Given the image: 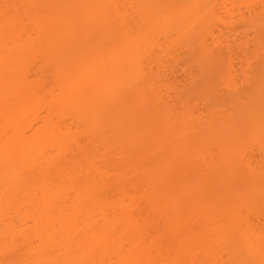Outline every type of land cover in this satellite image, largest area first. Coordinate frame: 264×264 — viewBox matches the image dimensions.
I'll return each instance as SVG.
<instances>
[{"label":"bare ground","instance_id":"1","mask_svg":"<svg viewBox=\"0 0 264 264\" xmlns=\"http://www.w3.org/2000/svg\"><path fill=\"white\" fill-rule=\"evenodd\" d=\"M251 2L249 14L264 17V0ZM238 11L225 0H0V264H264V167L246 156L252 144L264 154V77L240 92L231 41L214 37L217 25L245 18ZM184 49L212 83L201 96L211 120L184 106L174 122L171 84L154 83L153 66L175 72ZM36 66L58 94L41 95ZM216 80L236 114L219 105ZM33 110L43 126L28 137ZM16 125L24 130L10 138ZM70 142L73 158L83 154L77 175L55 164ZM35 173L41 185L22 195Z\"/></svg>","mask_w":264,"mask_h":264},{"label":"rangeland","instance_id":"2","mask_svg":"<svg viewBox=\"0 0 264 264\" xmlns=\"http://www.w3.org/2000/svg\"><path fill=\"white\" fill-rule=\"evenodd\" d=\"M225 1H227V4L229 5V9H231L232 8V6H233V8L235 7L236 8V11H240L241 9H242V11H243V13L246 15L245 16V18L244 19H240V18H235L233 21H230V20H225V16H224V20L226 21V23H229L230 25L229 26H227V27H224V26H222V25H217L216 27H214V37L218 40V39H222V41L223 40H225V39H229L231 42V46H232V48H231V52L230 53H232L233 51V53L234 54H236V55H234L233 53L231 54V55H233L234 56V60L235 61H233L235 64H231L232 66H229L228 64L230 63V62H228V67L230 68L231 67V69H234V71L235 72H233L236 76H237V83H238V86H239V91L240 92H248L250 89H251V87L255 84V83H257V82H259L261 79H262V77H264V72H263V67H262V63H261V61H260V63H259V61L257 60V56L256 55H258L259 53H258V48H261L260 47V45H261V42L264 40V34L263 33H261L260 31H262L263 30V28L261 29H259L258 30V28L259 27H264V26H261L263 23V21H264V17L263 16H261V15H254V16H251L250 14H249V12H248V6H249V3H254V2H251V1H253V0H225ZM220 3H217V5H215V7H217V10L218 11H220L219 13H221L222 12V14H220V16H223V15H225V11L224 10H220V9H223V6H224V4H223V2L222 1H219ZM222 2V3H221ZM248 3V4H247ZM248 5V6H247ZM247 6V7H246ZM251 6V5H250ZM237 8H238V10H237ZM238 11V12H239ZM218 13V14H219ZM219 16V15H218ZM219 16V17H220ZM223 18V17H222ZM260 25V26H259ZM257 31H259L260 33L258 34L257 33ZM262 32H264V31H262ZM212 42H213V40H210L209 41V43L210 44H212ZM247 42V43H246ZM244 43L246 44V45H244ZM259 43H260V45H259ZM264 42H262V45H264L263 44ZM240 44H242V46L240 45ZM243 45L245 46V48L243 47ZM241 46V47H240ZM237 47H239L238 49H237ZM240 48H241V50H240ZM243 48V49H242ZM234 49V50H233ZM257 49V50H256ZM233 50V51H232ZM258 53V54H256L255 55V53ZM177 53V54H176ZM175 53V56L178 58L177 59V65L176 66H174L173 67V69L175 68V72H171V71H173L172 69L170 70V68L168 69V70H170V71H166L165 72V74H168V72H171V74L173 73L174 75H175V78L173 77V78H171L172 76H174L173 74L171 75L170 73V76H165V74H164V76H162V75H160V72H159V74H158V71H159V69L157 68V66L156 67H154L153 66V72L151 73V75H152V77H154V83L156 84V87H160V90H165L164 89V87H166V84H167V81L171 84V86H170V84L168 83L167 85H169L171 88H172V93L170 94V98H168V96H167V94H169V93H167L165 96H167L166 97V102L168 103V107H169V111L171 112V115L172 116H174V122L177 120V117L178 116H180L181 117V115L182 114H184V110H185V108H184V106L187 108V106H190L189 108V110H191L193 113H194V115L195 116H193V117H195V118H197V119H201V120H203V121H206L209 117H211V115H212V113H213V111L211 110V109H208L207 108V106H206V103H205V101L202 99V97L201 96H203V91L204 90H206L207 88H206V86H210V85H212V83H210V82H207V79L201 74V72L196 68V67H194V66H190L189 67V64H190V62H191V56H190V53L187 51V49H184V50H178L177 52ZM229 55V54H228ZM230 55V56H231ZM259 56V55H258ZM260 57V56H259ZM232 60H233V57H232ZM227 65H226V67H227ZM234 65V66H233ZM264 65V64H263ZM166 66H170L169 64L168 65H166ZM166 66H165V69H166ZM226 67H225V69H226ZM227 67V68H228ZM233 67V68H232ZM38 69H39V66L37 67L36 66V68L34 67V70L32 71L31 70V72H30V74L32 73V76H31V79L32 80H34V82L32 81V80H30V81H32V83H37V82H41V87H42V89L41 90H43V94H41V95H45V88H46V91H49V90H51V89H53L54 87H53V80L51 79V77L50 76H46V75H44V74H42L41 72H39L38 71ZM188 69V70H187ZM189 72V73H188ZM187 73H188V75H187ZM160 75V76H159ZM234 75V76H235ZM235 76V77H236ZM165 77V78H164ZM166 77H170V78H167V80H164V79H166ZM165 81H166V83H165ZM42 82H46L45 84H48V86L46 85V87H44L43 88V84H42ZM160 82V83H159ZM262 82V81H261ZM173 85V86H172ZM222 86V83H220V82H217V80H216V82H215V85H214V88L215 87H218L217 89H218V95H217V97H218V99H219V105H221L222 106V108L224 109V110H226V112L227 113H229V114H236L237 113V108L235 107V104H234V102H233V100H232V96L228 93V91L226 90V89H224L223 87H221ZM198 89V90H197ZM54 90H56L55 88L53 89V91L52 92H54L55 93V91ZM159 90V91H160ZM42 92V91H41ZM52 92H50V93H52ZM56 92H57V90H56ZM193 93V94H192ZM49 94V93H48ZM56 94H58V92L56 93ZM163 94H164V91H163ZM47 95V94H46ZM51 95V94H50ZM53 95V94H52ZM55 95V94H54ZM42 96V97H43ZM45 97V96H44ZM48 97V96H47ZM46 98V97H45ZM42 100V102L41 103H43L44 102V104L46 105L47 104V102L48 101H46L44 98H41ZM49 99H52V96H51V98H49ZM48 99V100H49ZM45 100V101H44ZM38 103L39 105H40V107H41V105H43L42 107L44 108V109H46L47 110V107H48V110H49V107H50V102H49V106H47V107H45L44 106V104H41V103ZM37 104V106H39ZM40 107H37V108H35V109H38V108H40ZM42 107H41V110H42ZM132 108L134 107V106H131ZM222 108H220V109H222ZM44 109L42 110V113H41V118L43 117V119H45V117L44 116H46V118L49 120L50 119V116L51 115H53V113H55L54 112V110L53 109H51L50 108V110H53V112L52 111H50V113L52 112V114L49 116V114L50 113H48V112H46V111H44ZM40 110V109H39ZM34 112V116L36 115V114H38L37 112H38V110H33ZM36 111V112H35ZM32 112V111H31ZM192 112H189V113H192ZM36 113V114H35ZM146 113V112H145ZM32 114V113H31ZM48 114V115H47ZM28 115H30V114H28ZM27 115V116H28ZM55 116H56V114H54ZM53 115V116H54ZM26 116V117H27ZM33 115H32V117L31 116H28V117H31L30 118V120L32 121L31 123L33 124L32 126H33V129H32V131H29L32 127L31 126H28V127H31L30 129H26V123H27V118L25 117L24 119H26V120H24V122L26 121V125L24 124V122L22 123V124H24L25 126H23L24 128H25V130L22 128V126H21V128H18L17 127V125H16V127L18 128H14V127H12V128H10L9 127V129H11V130H9L10 131V134H9V137L11 138V137H14L18 132H19V129H21V130H24V131H27V133H28V137L29 136H33V135H35L34 134V132L37 130V129H41L42 128V123L40 122V118H38V116H37V118L39 119H36V116H35V118H33L34 117ZM49 116V117H48ZM53 116H51L52 118L51 119H53L54 117ZM157 116H161L160 114H157ZM56 118H57V116H56ZM161 118H162V116H161ZM35 119V120H38V121H36V123L34 122L33 123V120ZM50 119V120H51ZM55 119V118H54ZM53 119V122L55 121ZM29 120V121H30ZM58 121H59V119H57ZM209 120H211V118H209ZM2 120H0V122H1ZM46 121V119L44 120V122ZM58 121H56L55 123H59L60 124V122L61 123H64V122H62V121H60V122H58ZM68 121V120H67ZM43 122V121H42ZM44 122H43V124H44ZM69 122H70V120H69ZM65 123H67V122H65ZM3 123L1 122V125H2ZM14 124V123H13ZM13 124H12V126H13ZM30 124V123H29ZM28 124V125H29ZM20 125V124H19ZM63 125V124H62ZM65 126H66V124H64ZM63 125V126H64ZM69 125L71 126L72 124H70L69 123ZM10 126V125H9ZM64 126V127H65ZM68 126V125H67ZM69 127V126H68ZM67 127V128H68ZM192 127V132H194V131H196V130H198L199 132H201V126H199V123L198 122H195L194 124H193V126H191ZM196 127H197V129H196ZM17 129V130H16ZM29 131V132H28ZM74 132H75V130H74ZM4 135V134H3ZM2 135V136H3ZM8 135V134H7ZM7 135H5V136H7ZM1 136V137H2ZM7 138H8V136H7ZM5 139H6V137H5ZM9 139V138H8ZM195 139H196V137L195 136H192L190 139H188L187 141H185V142H188L187 144H190L191 145V148H195V145H194V142H195ZM2 140V139H1ZM77 140V139H76ZM2 141H4V140H2ZM79 142H80V140H79ZM78 142V143H79ZM84 143L86 142V143H88L87 141H83ZM81 143V142H80ZM71 144L73 145V142H70V145H67L68 147L69 146H71ZM82 144V143H81ZM80 144V145H81ZM82 145H85V144H82ZM81 145V146H82ZM66 146V147H67ZM73 146H76L75 144L73 145ZM87 145H85V147H86ZM259 145H253L252 144V146L251 147H248V149L249 148H251L250 150H248V154L246 153V156L247 155H249L250 156V152L249 151H251V159H252V157H253V160L255 161L254 163H255V165H258L260 168L261 167H264V154L261 152V150H260V148L258 147ZM83 147V146H82ZM73 147L71 146L70 148H68L69 150L70 149H72ZM77 148V147H76ZM247 148V147H246ZM48 149H50V148H48ZM51 149H53V148H51ZM56 149H60V148H58V147H56ZM56 149H53V150H51L50 151V154H51V152H53V155H54V153L55 152H58L59 153V155H64V153H60V152H62V151H56ZM74 150H75V148H73ZM72 149V151H74ZM47 150V148L45 149V151ZM60 150H62V149H60ZM77 150H78V148H77ZM77 150H75V152L74 153H72V151H71V153L70 152H68V154L67 153H65V155L64 156H66V157H68L69 156V153H70V156H71V154H72V157H68V159L70 158V160L68 161V159L67 160H65V159H63V161L65 160V163L64 164H62L61 162H59L60 161V156L58 155V153H55V156H59V158H56L55 156L54 157H52L50 154V156H48L49 158L51 157L52 158V160L53 159H55L56 158V160L57 159H59V161L57 160V161H55V164L57 165H59L60 167H61V169H65L64 167L66 166L67 168H66V170H68L69 171V173L71 174V173H73V174H71V175H77L76 173L78 172V173H80L81 171H80V168L82 169L83 167L82 166H84V162H82L83 161V156H81V155H83V154H81V155H79V156H77V157H75V158H73L75 155H78V153L77 154H75L76 153V151ZM247 150H245V151H247ZM44 151V152H45ZM49 151V150H48ZM48 151L46 152L47 154H46V156H45V160L47 159L46 157H47V155H48ZM79 151V150H78ZM77 151V152H78ZM65 152V151H64ZM79 153H80V151H79ZM210 153L212 154V155H214L215 157H217L218 155H219V151H218V149H217V147H211L210 146ZM73 154H74V156H73ZM244 154H245V152H244ZM63 155L61 156L62 158H63ZM249 156H248V158H249ZM73 158V159H72ZM49 160V159H48ZM51 160V159H50ZM62 160V159H61ZM51 164H52V162H51ZM120 164V161H116L115 163H114V167H117L118 165ZM54 165V164H53ZM56 165H54V166H56ZM57 165V166H58ZM62 165V166H61ZM64 165V166H63ZM52 166V165H51ZM57 166L55 167L56 168V170H57ZM99 166H102V163H100L99 164ZM60 167H58V168H60ZM55 168H54V170H55ZM51 169V168H50ZM52 170V169H51ZM50 170V171H51ZM56 170L54 171V173H56ZM103 170L106 172L107 171V168L106 167H103ZM59 171V170H58ZM76 173H75V172ZM35 175H36V177H34L33 179H34V181H33V183H31L30 185H28V186H26L25 188H24V190H23V192H22V195H24V196H31V195H33L34 194V192H35V187L39 184V183H41V181L43 180L42 178H43V176H40V175H38L37 173H35ZM55 178V177H54ZM56 181L58 180L57 179V177H56V179H55ZM32 181V180H31ZM55 181V183L56 184H60V182H56ZM59 181V180H58ZM53 182V181H52ZM30 183V182H29ZM43 183V182H42ZM54 183V184H55ZM63 183H65V185H68V183H67V180L66 181H63L62 182V184ZM67 183V184H66ZM77 183H80L79 181L77 182ZM110 183H111V186H112V189H113V193H117V190H118V187H116V183H115V180H112V181H110ZM53 184V183H52ZM62 184H60V185H62ZM84 184V183H83ZM83 184L82 183H80V185H82L81 187L77 184L76 186L77 187H75V188H79V192H81V189H82V187H83ZM39 185H41V184H39ZM64 185V184H63ZM70 186V185H69ZM66 188H69V187H67L66 186ZM71 189V188H70ZM72 189H73V187H72ZM68 190V189H67ZM74 190V189H73ZM76 190H78V189H75L74 190V192L76 191ZM72 191V190H71ZM50 192H52V191H49L48 193H50ZM73 191H72V193H70V194H72V196H73V199H74V196H75V194H76V192L74 193ZM53 193V192H52ZM52 193H50L51 195H52ZM77 193H78V191H77ZM50 194H48V195H50ZM69 194V193H68ZM69 194V200H70V198L72 197L71 195ZM74 194V195H73ZM76 196H77V194H76ZM75 196V197H76ZM244 214H246L245 212H244ZM247 215V214H246ZM250 219H252L256 224H259V222L253 217V216H250ZM261 220V222H260V228H264V219L262 220V219H260ZM117 234V233H116ZM117 237H118V234L116 235Z\"/></svg>","mask_w":264,"mask_h":264}]
</instances>
